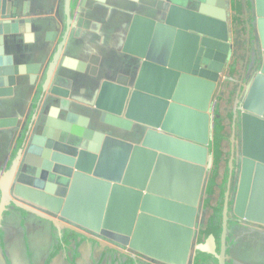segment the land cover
I'll return each mask as SVG.
<instances>
[{
	"label": "water",
	"instance_id": "water-1",
	"mask_svg": "<svg viewBox=\"0 0 264 264\" xmlns=\"http://www.w3.org/2000/svg\"><path fill=\"white\" fill-rule=\"evenodd\" d=\"M237 1L229 0L225 6L224 0H200L194 7L161 0L158 15L133 14L122 50L140 61L136 78L130 87L103 81L93 105L102 118L114 116L111 123L115 126L135 124L132 132L136 141L106 131L105 143L114 151L105 147L100 152L105 133L91 142L84 135L79 139L42 127L41 135L29 137L24 152V156L29 155L37 141L39 162L15 173L22 155L18 148L10 171L0 179V220L10 201L40 212L52 223H56L54 217L74 222L79 226L65 228L92 241L102 238L115 243L104 242L113 249L121 247L119 252L134 260L140 256L159 264H192L197 219L208 168L213 166L214 118L220 117L219 112L212 116L210 111L221 88L229 93L225 81L231 77L222 79V74L236 50L235 30L230 28L225 7L233 10ZM216 3L218 7L212 6ZM150 4L155 11V4ZM1 5L2 0L0 41L4 35L27 31L31 22L42 20L27 18L28 12L19 18L13 9L3 15ZM249 7L261 55L259 68L244 85L242 95V81L236 91L238 107L230 124L217 264H231L228 249L233 221L264 226V0H250ZM244 13L247 17L246 7ZM250 28L246 21L247 34ZM40 68L41 62L26 67L0 66V97L13 93L20 74H29L30 85L35 86ZM51 74L49 70L41 79V90L51 83V94L65 96L67 90L53 86L54 80L50 82ZM236 111H240L238 119ZM112 152L113 173L105 174L106 159ZM97 154L98 162L91 171ZM236 157L239 171L234 178ZM59 166L80 168L104 178L88 182L89 197L94 194L100 199L80 200L94 207L90 213L89 209L84 213L73 209L74 185L66 196L67 186L57 190L54 182L46 181L54 180ZM75 175L85 176L78 171Z\"/></svg>",
	"mask_w": 264,
	"mask_h": 264
},
{
	"label": "crops",
	"instance_id": "crops-1",
	"mask_svg": "<svg viewBox=\"0 0 264 264\" xmlns=\"http://www.w3.org/2000/svg\"><path fill=\"white\" fill-rule=\"evenodd\" d=\"M224 1L226 6L229 0ZM160 2L161 0H2L3 15H7L13 9L19 18H25L20 16L28 12L30 15L27 18L39 17L42 20L31 22L27 31L4 35L0 41V66L26 67L41 62L35 86L30 85L29 74H20L16 77L13 93L0 97V179L5 178L10 171L18 154V148L22 150V155L15 173L18 174L20 168L39 162L40 155L37 148L40 145L37 141L33 142L29 155L27 153L24 156V152L29 137L33 134L41 135L42 127L45 126L63 135L70 134L79 139L84 135L91 142L98 140V134L104 135L110 130L115 136L129 137L130 141H136L132 132L136 129L135 124L127 128L115 126L111 123L114 116L107 114L102 118L101 112L93 103L103 81L128 87L133 84L140 61L123 52L122 47L133 14L140 13L149 17L158 15L161 11ZM150 3L155 4V11L151 10L153 6ZM212 6L218 7L219 4ZM227 7L225 10L228 14L230 10L228 11ZM49 70L52 73L50 82L54 80L53 86L67 90L65 96L51 94L49 92L51 83L44 91L41 90V79L43 81V76ZM106 136L105 133L101 138L100 152H103L105 147L114 151L111 144L105 143ZM114 153L112 152L111 157L106 159L105 174L113 173L110 168L112 160H115ZM95 156L97 157L93 159L94 165L91 171L98 162L99 154ZM59 168L60 172L54 174L56 176L54 180L46 181L54 182L57 190L67 186L66 196L74 185L71 197L73 209L83 213L89 209L90 213L94 207L89 201L80 202V200L100 199L94 194L89 197L88 182H92L91 179L104 180V178L96 177L92 172L80 168L70 169L63 166ZM76 171L85 176H76ZM214 201L215 199H212L213 203ZM54 218L58 220L56 223L47 220L40 212H32L9 201L0 220L2 255H5L3 249L9 250L19 239L23 249L25 251L29 249L27 243L22 241L25 226H53L52 228L59 227L62 230L53 234V240L48 244L47 251H44L39 242L31 247L32 254L41 255L37 264L60 262L79 264L81 261V264H109L108 260H104V255L97 251L96 258L86 262L89 239L76 233L77 236L71 238L69 233L71 230L65 228L67 225L71 227L79 225L74 222L65 223L58 217ZM255 229L261 230L256 227ZM31 230L35 233V230L39 229ZM260 236L262 235L256 237ZM263 239L264 235L261 241ZM242 242L246 244L250 243V240L245 239ZM251 245L246 244L243 246L246 248L235 250L236 259L247 263L254 258L253 254L264 255V252L251 249ZM4 259L8 260L7 257Z\"/></svg>",
	"mask_w": 264,
	"mask_h": 264
},
{
	"label": "flooded vegetation",
	"instance_id": "flooded-vegetation-1",
	"mask_svg": "<svg viewBox=\"0 0 264 264\" xmlns=\"http://www.w3.org/2000/svg\"><path fill=\"white\" fill-rule=\"evenodd\" d=\"M199 1L200 0H196V2H199ZM249 1L250 0H239L241 7H242V15H243L242 18H243V23L245 26V29L242 33L243 34L242 36H244V39H243L244 43L242 44V47H243L242 49L245 53V57H244L242 70H240L239 73H237V72L234 73L236 77L233 78V81L230 82V85H228V87L230 89L234 90V93L232 95L233 96L232 100L230 101L231 102V108L229 111V113L231 114L230 121H229L230 124H231V119H232L231 117H232L233 110L238 107V103L235 104V99H236V91L240 87L239 82L242 81V83H243V85L240 87L241 88L240 96H241L243 93V90H244V85H246L248 83V80L251 78V76L254 74V72H256V70L259 68V63H260V55H261L260 51H261V49L258 45V42H257L258 40L255 39V33H256V31H255V18L251 16V11L249 10L250 7L248 5ZM227 2H226V4H227ZM244 7H246L248 9L247 17H245ZM230 11L233 13V10L231 8H230ZM252 13H253V11H252ZM246 21L251 26V28L249 30V34H247ZM228 22H229L230 28L234 29L237 32L238 30H237L236 26L234 25L233 17L231 18V20H230V18H228ZM233 44L235 45V42H233ZM232 60L233 59H231L229 61L227 69L224 71V77H231V75L229 74V67L232 63L231 62ZM218 112L220 113V115H222L220 111H218ZM239 114H240V111H236V119L239 118ZM230 124H229V129H230ZM225 131H226V133L228 132L227 127H226ZM228 133L230 134V131ZM238 144H239V142H238ZM229 145H230V143H228V152H229ZM236 167H237V164H236V159H235V168H234V174H233L234 177H235ZM227 171H228V168H227ZM212 199H215V197H212ZM205 210H206V212L204 214L207 216V219H206V221L202 222L201 226H205L208 223V220H209L210 215H211V210L208 207ZM232 224L235 226H239V227L245 226V229L248 228L247 229L248 231L252 230L257 235H262V236L264 235V227L262 225L248 223V222H244V221L242 223H237V222L233 221L231 223V225ZM201 226H200V228H201ZM247 226H249L250 228ZM52 227L53 226H51V227L50 226H25V232H22V233H24V235H23L24 238L22 239V241L24 240L27 243V248L29 247V249L27 251H25V249H23L24 247L21 245V243H22L20 241L21 239L18 240V238H19L18 237L17 238L18 241L16 240L17 242L14 244V246H16V249L15 250L12 249L14 246H12L9 250H7V248H5V249H3V251H5V255H2V252H1V245H2L1 241H2V239H1L0 240V264H37V261L41 257V255L32 254L31 253L32 252L31 247L33 244H36L39 242L41 247L44 248V251H47L48 244L53 240V237H54L53 234L54 233H60V231L62 230L59 227L57 229L52 228ZM251 227H252V229H251ZM255 227L259 228L261 230H257V229H255ZM34 228L35 229L38 228L39 230H35L36 232L33 233V232H31L32 231L31 229H34ZM1 229H2V226H0V234H1ZM249 229H251V230H249ZM69 233H71L70 234L71 238H74L77 236L73 231H71ZM91 235H93V234H91ZM13 236H15V235L13 234ZM231 237H232V232H231ZM104 242H107L113 246H116L115 243H112V242L105 240V239H102V238H101V241L98 243L96 241L87 240V244H90V245H87L88 257L85 258L86 262L94 260L96 258L95 253L97 251V252H101L102 255H104V260H108L109 264H111V263L112 264H159V263H153V262L147 261L146 259H144L140 256L134 260V259L120 253L119 251H120V249H122L121 247L117 246V249L116 248L113 249V248L107 246ZM202 247H203V252L201 250V253L202 254L204 253L207 256H211V257H209L208 264H213V263L217 264V254L215 255L212 252V249L208 245V243L202 242ZM256 247H258V246H256ZM259 251L264 252V247L261 246ZM126 252L131 253L128 250H126ZM251 252L255 253L254 251H251ZM233 253H234V251H232V249H231V238H230L229 249H228V254H229V258H230L229 260L231 261V264H238V261H240V260L235 259ZM253 255H255L254 258L250 259V261L247 262L248 264H250V262H253V261L255 262V261H259V260H262L264 263V255L262 253L261 254H253ZM4 257H7L8 260L6 261L4 259ZM81 262L79 264H81ZM240 263L245 264L246 262H240ZM59 264H65V263L60 262ZM192 264H194V263L192 262Z\"/></svg>",
	"mask_w": 264,
	"mask_h": 264
},
{
	"label": "trees",
	"instance_id": "trees-1",
	"mask_svg": "<svg viewBox=\"0 0 264 264\" xmlns=\"http://www.w3.org/2000/svg\"><path fill=\"white\" fill-rule=\"evenodd\" d=\"M249 5V2H248ZM233 22L236 26L237 30L241 31L243 33L245 26L243 23L242 18V7L239 2V0L234 4L233 6ZM241 46V45H240ZM238 55L236 54L230 67H229V74L232 78L227 79L226 85H230V82L233 81V78H235V72H238L237 70V62H238ZM228 92L225 88L224 92ZM234 93L233 89L229 90V93H227V97L224 99V101L229 102L230 99L232 100V95ZM223 98L220 97V101H222ZM218 106L219 103L216 105L215 112H218ZM231 114L228 112L225 116L220 115L218 118H214V135H215V142L213 144L214 148H216L214 153V164L212 169V176L209 182L208 187V199L206 201V206L211 210V216L208 220V223L205 226H201L200 228V251L203 252L202 242L208 243V245L211 247L212 252L216 255L217 254V245H218V239H219V232H220V211L222 207L223 202V193L226 188V178H227V161L229 152L226 153L223 150V144L226 142L229 143V133H226V127H229V124L225 121V118H228L230 121ZM228 121V122H229ZM222 153V154H221ZM222 163H224V169L221 173V175L218 172V169L222 167ZM212 197H215L214 203L212 202ZM230 259V258H229ZM203 262V258H195L194 264H201Z\"/></svg>",
	"mask_w": 264,
	"mask_h": 264
},
{
	"label": "rangeland",
	"instance_id": "rangeland-1",
	"mask_svg": "<svg viewBox=\"0 0 264 264\" xmlns=\"http://www.w3.org/2000/svg\"><path fill=\"white\" fill-rule=\"evenodd\" d=\"M179 1H182V0H179ZM183 1H185V2H182V3H185V4L190 5V6L198 7L199 2H196V0H183ZM227 9H228V11L230 10L229 7H227ZM233 16H234V14L231 11L228 12V18H230V20ZM242 17H243V15H242ZM242 35L243 34L240 30L237 31V33H235V31H234L233 40L235 42V47H236V50H234V53H235V55L236 54L238 55L237 56L238 62H237V66H236L237 70H238L237 73H239L240 70H242L244 57H245V53L242 49L243 48L242 44L244 43V40H243L244 36H242ZM223 77H224V73L222 74V79H223ZM223 92H224V89L221 88L218 92V95L215 97V99L213 101L212 109L210 111L212 116L215 115V109H216L215 105H217L218 103H219L218 111H220L222 115L225 116L230 111L231 99L229 102L224 101V99L227 97V92H225V93H223ZM220 97L223 98L222 101H220ZM225 121L227 122V124H230V122H228L229 121L228 118H225ZM227 130H228V132L230 131L229 127H227ZM214 142H215V135H213V143ZM238 142H239V135L237 134V145H238ZM212 149H213V144H212ZM215 150H216V148H214V151H213L214 153H215ZM223 150L225 153L228 151V144L226 142H224ZM214 153H213V164H214ZM236 164H237V167L235 169V177L234 178H237L238 171H239V158L238 157L236 158ZM224 166H225L224 163H222V167L220 169H218V172L220 175L224 169ZM209 168H210V166H209ZM209 168H208V175H207V180H206V185H205V193H204V197H203V202H202V205H201V208L199 211V217L197 220V222L199 223V226H197V228H196L198 235L195 237V239L193 241V248H192V252H191V259H192L193 263L195 261V258H203V262H201V264H208L209 257H211V256L205 255L204 253L202 254L200 251V247H201L200 241L201 240H200V230H199L200 226L202 225V222L206 221V219H207V216L204 213L206 212L205 209L207 208L206 201L208 199V187H209V182H210V179L212 176L213 166L211 169H209ZM253 224H255V223H253ZM231 228H232V235H233V237L231 239V243H232L231 249H232V251H234L233 255H234L235 259H236L235 250L242 248L246 244H252L251 249H253V250H259L261 248V245L264 247V239L261 241V236L256 237L258 235L254 231H252V230L248 231L244 227L235 226L233 224L231 225ZM245 239L250 240V243L245 244V242H242V241H245ZM256 246H258V247L256 248ZM243 248H246V247H243ZM12 249L15 250L16 246H14ZM238 264H241L240 261H238ZM245 264H248V263H245ZM250 264H264V263L262 260H259V261H255V262L254 261L250 262Z\"/></svg>",
	"mask_w": 264,
	"mask_h": 264
}]
</instances>
